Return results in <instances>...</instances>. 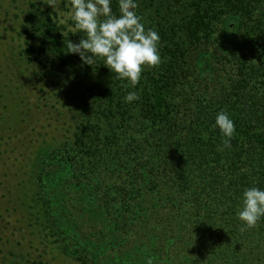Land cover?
I'll use <instances>...</instances> for the list:
<instances>
[{"label":"trees","instance_id":"trees-1","mask_svg":"<svg viewBox=\"0 0 264 264\" xmlns=\"http://www.w3.org/2000/svg\"><path fill=\"white\" fill-rule=\"evenodd\" d=\"M137 4L161 62L132 87L70 53L85 35L71 16L28 3L20 60L50 79L73 125L21 164L19 204L44 254L72 264H126L139 249L153 264H264V217L244 231L237 217L243 190L264 189V0ZM220 111L230 147L213 127Z\"/></svg>","mask_w":264,"mask_h":264},{"label":"rangeland","instance_id":"rangeland-1","mask_svg":"<svg viewBox=\"0 0 264 264\" xmlns=\"http://www.w3.org/2000/svg\"><path fill=\"white\" fill-rule=\"evenodd\" d=\"M30 1L46 4L62 24L71 16L70 0H55L53 7L49 0H0V264H72L44 254L49 244L43 246L19 204L28 168L21 164H28L37 145L64 138L73 125L66 108L56 103L60 98L54 96L50 79L20 60L28 41L23 23ZM139 250L126 264H153ZM104 264L121 263L109 258Z\"/></svg>","mask_w":264,"mask_h":264},{"label":"clouds","instance_id":"clouds-1","mask_svg":"<svg viewBox=\"0 0 264 264\" xmlns=\"http://www.w3.org/2000/svg\"><path fill=\"white\" fill-rule=\"evenodd\" d=\"M55 0H49L53 7ZM112 0H70L71 19L74 28L83 32L84 38L70 46V53L91 65L102 59L104 65L118 81H127L135 87L141 80L145 67L161 62L158 51L160 36L154 29H145L137 14V0H118L120 15L111 8ZM103 17V19H101ZM125 102L139 99L136 92H129ZM214 128L225 138L224 146L230 147L235 124L226 111L215 116ZM237 217L242 222L241 231L253 228L264 217V189L250 187L243 190Z\"/></svg>","mask_w":264,"mask_h":264}]
</instances>
